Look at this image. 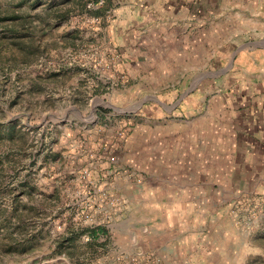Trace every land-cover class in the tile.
<instances>
[{
    "label": "rangeland",
    "instance_id": "374dc122",
    "mask_svg": "<svg viewBox=\"0 0 264 264\" xmlns=\"http://www.w3.org/2000/svg\"><path fill=\"white\" fill-rule=\"evenodd\" d=\"M124 2L0 0V264H264V145L227 129L264 0L131 34Z\"/></svg>",
    "mask_w": 264,
    "mask_h": 264
},
{
    "label": "crops",
    "instance_id": "0c3cea01",
    "mask_svg": "<svg viewBox=\"0 0 264 264\" xmlns=\"http://www.w3.org/2000/svg\"><path fill=\"white\" fill-rule=\"evenodd\" d=\"M124 4L119 3V8L125 10L117 15L113 14L111 28L135 31V33L147 30L165 31L167 33L179 32V28L185 21L196 18L193 15L200 8L203 0H124ZM210 1V0H208ZM151 18V23L147 26V19ZM165 20L168 23L158 25L156 21ZM191 22V21H190ZM203 25L207 22L203 21ZM145 26V27H144ZM155 28V29H154ZM242 47V45H240ZM261 51H257V59L264 60V44ZM254 54L251 55V60ZM233 82L239 83L233 85ZM227 79V129L233 130V136L238 140H258L260 145H264V64L256 67L254 76L245 74L235 80ZM244 88L243 90L241 88ZM233 92L239 93L233 95ZM195 110L196 107L192 106Z\"/></svg>",
    "mask_w": 264,
    "mask_h": 264
}]
</instances>
